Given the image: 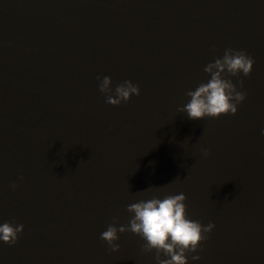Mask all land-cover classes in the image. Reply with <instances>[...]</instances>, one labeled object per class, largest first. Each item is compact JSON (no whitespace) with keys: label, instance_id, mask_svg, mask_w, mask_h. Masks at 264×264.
<instances>
[{"label":"water","instance_id":"95a60500","mask_svg":"<svg viewBox=\"0 0 264 264\" xmlns=\"http://www.w3.org/2000/svg\"><path fill=\"white\" fill-rule=\"evenodd\" d=\"M227 48L255 61L227 77L245 101L189 119ZM104 76L140 95L107 104ZM262 130L264 0H0V223L24 226L0 264H155L141 237L118 233L112 252L101 233L179 193L215 225L189 264H264Z\"/></svg>","mask_w":264,"mask_h":264},{"label":"clouds","instance_id":"9594fccd","mask_svg":"<svg viewBox=\"0 0 264 264\" xmlns=\"http://www.w3.org/2000/svg\"><path fill=\"white\" fill-rule=\"evenodd\" d=\"M254 63L253 58L244 51L225 49L222 58H216L205 66L204 72L209 79L187 93L190 99L179 111L192 120L218 119L229 114L235 116L246 96L227 77L241 73L249 77ZM98 80L99 91L105 95L109 105L119 106L129 102L132 96L140 95L139 86L131 81L116 85L113 91L110 77H98ZM240 87H243L242 83ZM203 154L207 156L209 153L204 150ZM12 188L15 190L16 185L13 184ZM127 211L131 217L129 223L119 227L115 226V222L110 224L101 233V240L107 243L112 252H118V233H134L145 241L142 246L144 252H155V264H189V255L192 261H199L201 257L193 254L200 250L207 234H211L215 227L211 223L202 226L187 217L186 196L183 193L140 200L128 205ZM23 232L24 226L21 224L0 223V242L14 246Z\"/></svg>","mask_w":264,"mask_h":264}]
</instances>
